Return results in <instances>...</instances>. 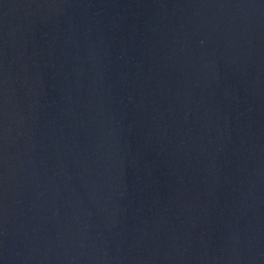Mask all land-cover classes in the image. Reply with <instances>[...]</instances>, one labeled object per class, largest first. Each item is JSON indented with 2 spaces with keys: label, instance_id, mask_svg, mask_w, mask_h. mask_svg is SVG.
<instances>
[{
  "label": "water",
  "instance_id": "1",
  "mask_svg": "<svg viewBox=\"0 0 264 264\" xmlns=\"http://www.w3.org/2000/svg\"><path fill=\"white\" fill-rule=\"evenodd\" d=\"M0 264H264V0H0Z\"/></svg>",
  "mask_w": 264,
  "mask_h": 264
}]
</instances>
